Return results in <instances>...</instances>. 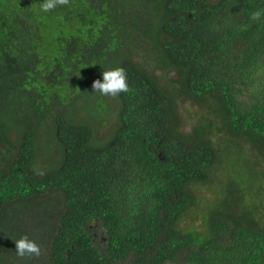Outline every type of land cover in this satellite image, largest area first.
Here are the masks:
<instances>
[{
  "label": "trees",
  "instance_id": "1",
  "mask_svg": "<svg viewBox=\"0 0 264 264\" xmlns=\"http://www.w3.org/2000/svg\"><path fill=\"white\" fill-rule=\"evenodd\" d=\"M42 3L0 0V264H264V0ZM235 157L257 204L214 197Z\"/></svg>",
  "mask_w": 264,
  "mask_h": 264
},
{
  "label": "rangeland",
  "instance_id": "2",
  "mask_svg": "<svg viewBox=\"0 0 264 264\" xmlns=\"http://www.w3.org/2000/svg\"><path fill=\"white\" fill-rule=\"evenodd\" d=\"M185 106H189V105H184L182 107V111L185 108ZM194 106H193V108H188V111L191 114H197L199 112L198 107H196L197 105H194ZM218 137H219L218 135L213 134V133H211L210 136L208 137L212 141L213 146H215L217 141H219ZM238 159L239 158H237V157L231 158V159L228 158L227 164H224L223 166H220V165L219 166H212L210 168L209 172L212 175H214L211 179L216 180V174L218 176V179H217L215 186H214V188H215L214 197L217 198L218 200L222 199L225 196V194H227L226 187H225L227 181H233L240 191L245 190L246 188L248 189V192H245L246 196L244 197L245 199L243 198L244 200L249 199L251 204H257L258 200L256 198H249V196L253 195L256 191V190H254V191L250 190L249 191V186L254 182L261 181L262 177L259 174V172L255 176L251 177L248 173L249 172L248 169L241 168L239 165L234 164L236 161H239ZM223 161L225 163V160H223ZM252 168L260 169L256 166H252ZM215 169H216V171H215ZM191 192H192L193 196L195 197V199L197 200L198 207H200L202 205L205 208L207 205L206 204L207 201H206V203L203 201L208 200V199H210V197L213 196V194L211 193L212 191H210V189L205 187L204 185H199L196 188L193 187ZM237 195H239V193H237ZM247 196H248V198H246ZM238 198H240V197H238ZM240 199H242V198H240ZM217 202L218 201H216L214 203V207H215ZM208 203L211 204L210 202H208ZM236 205L237 206L240 205L239 200H236ZM197 211H198V213L202 212L199 209H197ZM260 220H261V218H260ZM202 224H203L202 220L200 218L194 216L193 219H188L186 221L185 220L183 221L182 229L193 226L195 229L203 230ZM184 256L185 255H181L178 258L177 264H187V263H185Z\"/></svg>",
  "mask_w": 264,
  "mask_h": 264
},
{
  "label": "clouds",
  "instance_id": "3",
  "mask_svg": "<svg viewBox=\"0 0 264 264\" xmlns=\"http://www.w3.org/2000/svg\"><path fill=\"white\" fill-rule=\"evenodd\" d=\"M70 0H43L41 10L49 12L57 7L69 5ZM264 15V10L254 11L251 15L252 20H259ZM93 92H98L102 96L115 97L119 93L129 91L127 75L123 68L116 67L102 72V80L97 79L92 82ZM15 253L18 257L40 256L41 248L35 240L29 239L27 234L21 235L15 242Z\"/></svg>",
  "mask_w": 264,
  "mask_h": 264
}]
</instances>
